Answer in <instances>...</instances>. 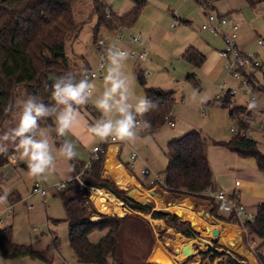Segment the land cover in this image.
<instances>
[{
  "label": "trees",
  "instance_id": "16d2710c",
  "mask_svg": "<svg viewBox=\"0 0 264 264\" xmlns=\"http://www.w3.org/2000/svg\"><path fill=\"white\" fill-rule=\"evenodd\" d=\"M80 0H0V130L3 124L13 115L6 109L15 103L23 90L25 97L35 96L45 104L54 103L51 100V84L48 76H63L65 81L73 74V79L79 81L84 73H89L88 65L81 63L77 68L67 54V47L75 41L81 33L83 24L75 19L74 6ZM134 8L127 14L119 16L106 4V0H92L93 13L97 24L94 28V40L97 39L101 28L114 30L116 27L133 28L147 4V0H131ZM200 3V0H196ZM258 0H247L251 7L257 5ZM109 16V17H108ZM182 60L196 69H200L207 61V57L197 49L190 47L181 56ZM252 77V79H251ZM253 92L264 95V85H257L254 75H250ZM136 79L144 88L145 96L154 101L157 107L137 116V122L144 127L147 121L150 127L144 128L147 133H154L171 119V112L177 104L175 92H163L158 88L148 87L146 77L138 69ZM187 80L197 84L196 75L190 74ZM234 96L226 94L222 101V108L227 109L231 119L238 125L239 131L251 130L250 121L255 113L248 108L236 106ZM218 102V101H217ZM90 114L99 119L100 114L95 108L84 105ZM53 118L47 122L52 123ZM43 125V122H41ZM44 126V125H43ZM54 140L58 148L64 138ZM215 145L224 147L238 155L240 159L253 160L256 168L264 172V153L258 148L254 139L234 135L229 141L216 142ZM11 152L0 156V168L9 162ZM166 157L168 165L164 171L165 181L160 188L176 199H194L209 202L210 215L216 221L227 224H240L236 215L224 216L218 209L215 200L205 194L212 188L213 175L209 160L205 153V140L200 132L191 131L177 140L169 142ZM106 156L99 154L97 160L91 161L89 170H85L86 163L77 158L69 161L81 182L73 180L58 195L63 202L66 219L69 225V241L79 264H128L124 261L120 249L122 233L130 228H136L140 218H129V214L122 220L101 215L90 204L87 187L106 190L115 195L118 200L125 202L134 213L149 215L154 220L164 221L175 233L187 239L194 240L197 233L189 222L177 218L170 212L155 211L151 200L147 202L132 201L128 193L121 190L115 182L104 175ZM27 167L26 165H24ZM16 195V194H14ZM12 197V203L19 201ZM137 197V196H136ZM101 215L99 221H92L93 216ZM118 217L119 216H115ZM138 217V216H137ZM55 224L61 221H53ZM246 248L254 255L259 264H264V203L260 204L254 220L241 225ZM108 230L107 234L98 242L92 243L89 236L96 231ZM201 235L202 230H197ZM260 240V244L251 251L249 242ZM59 250L58 238L43 251H36L32 246L17 245L13 242L11 227L0 231V256L3 259L16 260L31 258L45 263H53V253ZM200 255L213 259H223V264H249L248 260L227 248L215 243L213 247L201 251ZM138 256L131 264L142 263L146 260ZM192 259L189 261L191 262Z\"/></svg>",
  "mask_w": 264,
  "mask_h": 264
},
{
  "label": "rangeland",
  "instance_id": "374dc122",
  "mask_svg": "<svg viewBox=\"0 0 264 264\" xmlns=\"http://www.w3.org/2000/svg\"><path fill=\"white\" fill-rule=\"evenodd\" d=\"M200 3L204 6L195 3V1L147 0V4L139 21L149 20V22H147L148 24H150V21L154 22L152 29L147 35L143 36L149 46L151 58L148 59L149 62L147 65L142 62L137 63V61L130 62L128 60L127 63H125L124 70L131 80L132 88L136 96H145V91L136 79V71L135 68H133L135 64L140 65L143 70L145 69L148 87L151 88L155 86L161 88L163 92H175L176 94L177 106L174 113L175 122L173 121L176 123V128H171L168 124H165L154 136L159 149L164 153L167 152V146L172 138L177 137L175 140L180 139L187 134L185 133L187 131L200 132L208 142L225 141L233 137L231 128H236V122L230 119L228 110L223 109L221 104L217 102L220 96L221 86H224L226 90L236 91V96H234L233 99V103L236 106L248 108V104L253 101L252 98L254 97L257 105L255 109H257L260 117L263 119L262 121L259 120V127H264V95L259 92H253L252 86L249 89L253 93H250L246 87L242 86V79L236 80L228 74L225 70L224 60L218 56V52L225 49L222 38L201 30L207 20V15L210 13H219V15L226 16L229 20L238 24L240 26L237 41L239 49L245 55L254 57L261 66V69L250 67L246 77L248 81L251 82L249 76L253 74L257 85H264V48L260 47L258 44L260 41L264 42V0H258L255 7H251L247 0H209V2L200 0ZM106 4L111 7L114 13L121 16L127 14L134 8V3L131 0H106ZM211 5L215 7V10L211 9ZM74 14L76 21L82 23L83 27L78 38L67 47V54L72 61V65L75 63L76 67L80 68L83 59L87 58L93 49L96 16L93 13L92 0H80L77 2L74 6ZM226 31H229V28H227ZM187 37L188 39H193L191 45H194L195 48L207 57L206 63L200 69L194 68L189 63L183 61L180 56L171 53L172 40L177 39L182 41ZM123 49L129 51L133 48L131 49V47L123 46ZM214 52H216L217 55H214ZM190 74L196 75L198 85L187 80ZM96 87L99 91L94 94L93 100L96 98V95H99V93L103 91V82H98ZM18 99H26L23 90H21ZM13 117L10 119L11 121ZM8 121L3 124L1 130ZM1 130L0 134L2 133ZM256 140L260 143L258 148L264 153V139L258 135ZM99 144L100 143H97V145ZM125 152L126 150H124V153ZM140 158L141 159L137 162L136 171L142 166V168H146L152 173L158 174L160 177L159 180L162 182L165 181V166L159 160V158H161L160 154L159 156L154 154L153 150L147 147L143 149ZM144 162L148 163L147 167ZM1 168L3 169L1 171L4 172V175L9 174V177L11 173L14 172L9 162ZM1 176L0 173V182L2 183H0V185L4 190L10 189L13 184H15V187L17 185L21 187L18 182L21 180V177H14L11 183L7 184L5 182L3 183ZM153 178L154 175L152 174L149 177H142L143 181L147 183ZM27 187L26 185L22 187L23 193ZM155 194L161 196L164 200L161 202L157 200L156 202L151 195L148 196V199L153 203L155 211H168L172 214L171 207L174 208L180 207L183 204H190L194 207V211L198 212L205 210V207L210 205L209 202H200L194 199H176L175 197H171L168 193H165L160 187L156 189ZM93 195H89V201L92 199L94 202ZM135 201L147 202V199L139 200L136 197ZM122 202L126 205L124 201ZM32 203L35 206V210L33 211L29 210L24 204H21L17 208L13 227L14 243L32 246L36 251H43L52 245L53 236L52 233H49L51 230L54 231L59 244V250L53 253L54 258L51 264H79L70 245L69 225L67 222L63 221L66 219V212L60 197L51 195L46 204H44L40 198H34ZM98 209L96 208L99 212ZM249 211L254 215L256 213L254 209ZM105 214L107 216L110 215L108 217L113 216L111 213ZM119 215L122 216V211L119 212ZM131 215L133 216L129 218H140L141 222H139L135 229L130 228L122 233V246L120 252L125 258L124 261L126 263L131 264L135 262L134 260H136L138 256H142L139 260L146 258L142 263H147V260L159 254V251L172 257L176 264L224 263L225 258L213 259L211 255L207 257L201 256L199 252L200 246L197 244L195 245L196 247H194L193 257L186 261H178V258L174 256V251L184 248V245H186L190 239L175 233L164 221L165 226H162L160 223L154 222L149 215H142L134 213L133 211ZM47 217L58 219L61 223L57 226L53 224L50 225L47 221ZM203 218L207 221L210 220L215 222L211 217V219H207L206 217ZM182 220L186 221L189 219L184 218ZM194 222L196 223V221ZM5 224L7 225V223ZM209 224L208 222L207 225ZM201 227L203 226L201 225ZM201 227L198 222L193 226V229L198 235L200 234L197 228ZM107 232L108 230L96 231L89 236V239L92 243H98ZM211 237H213V235H211ZM197 241V239L193 240V242ZM249 243L252 245L251 239ZM230 247L235 251L233 246L230 245ZM201 249H203V251L207 250L203 246H201ZM262 252L264 254V248ZM190 259H192L191 262L189 261ZM0 264L49 263L31 258H24L23 260L0 259Z\"/></svg>",
  "mask_w": 264,
  "mask_h": 264
},
{
  "label": "crops",
  "instance_id": "0c3cea01",
  "mask_svg": "<svg viewBox=\"0 0 264 264\" xmlns=\"http://www.w3.org/2000/svg\"><path fill=\"white\" fill-rule=\"evenodd\" d=\"M194 1H195V3H198L199 5H202L201 3L197 2L196 0H194ZM206 1L209 2V0H206ZM183 2H188V1H183ZM202 6H204V5H202ZM211 9L215 10V7L213 5H211ZM218 15H219V13H218ZM119 16H121V15H119ZM147 22H149V20L141 21V22L138 21L137 24L133 28H129V29L136 32V33L141 34L142 36H145L148 34V32L152 29V27L154 25L153 21H150V24H148ZM231 22H233V21H231ZM96 24H97V20H96ZM96 24H95V26H96ZM114 30L112 31V30L101 28L97 39L94 40V37H93L92 52L90 53V55L87 58L83 59V61H82V63H85V66L88 65V67H89L88 71L89 72H91L97 68V64L99 61L98 41L99 40H105L106 43L112 42L114 39V36H115ZM192 40L193 39H188V37L182 41H179L177 39H173L172 44H171V46H172L171 53L181 57L183 55V53L188 48H190V47L195 48L194 45H191ZM123 46L131 47V49L133 48L137 52H141V48H139L138 46H134V45H130V44H126ZM195 49H197V48H195ZM148 51H149V46H148ZM199 52L202 53L201 51H199ZM216 52H214V55H217ZM149 58H151L150 53L148 54V57L146 59H144V60L139 59L136 61H137V63L142 62L143 64L147 65V63L149 62L148 61ZM128 61L131 62L132 60L128 59ZM125 63H127V61ZM133 68H135L136 73H137L138 69L142 70V72L144 73V76L147 77L146 76L147 73L144 71L145 69L143 70V68L140 65L135 64V67L133 66ZM104 75H106V69L104 71ZM104 75H103V77H104ZM98 82L102 83L103 78L94 81V83H96V84ZM152 87L158 88L155 86H152ZM158 89L162 90L161 88H158ZM255 101H256V99H255ZM87 105H89L90 108H95L94 104L92 102H90ZM176 106H177V104H176ZM176 106L173 108V110L171 112V120L174 122H175L174 113H175ZM251 111L255 113V117L250 121L251 129L255 132L252 139H254L258 143V146H260V143L258 140H256V138L259 135L260 137H262V139H264V131H263L264 127L263 128L259 127V120L262 121L263 119H262V117H260V114L258 113L257 109H252ZM80 112H81V124H80V126L74 129V134L70 133L67 137H63V138L72 141L76 145V152L78 153L76 158L80 162L87 164L95 156V154L93 153V147L97 146V143H100L99 141L93 140L90 137V134L87 131V125L93 124L97 119H95L90 114L89 110H87L86 107H84V106H80ZM99 114L101 117L100 112H99ZM229 117H230V115H229ZM230 119H231V117H230ZM15 123H16V119H15V117H13L12 121L10 120L5 124V126L3 127L1 132L3 133L9 127H14ZM166 124H168V123H166ZM41 126H43L42 123H41ZM162 127L160 129H158L156 132L150 134V133H147L145 131L142 124L138 125L139 139L137 140L135 145H131L128 143H122V142H118L117 144H113V145H111L109 151L116 150L118 152V155L116 157L113 155H108L106 157V160H105L104 175L106 177H109L110 179H112L120 189H123V190L128 191V192L136 189L138 191V194L136 196L139 200L140 199H142V200L147 199V201H149L148 196L151 195L152 198H154L156 202H157V200H159L160 202L164 201L161 196H158L155 194L156 189L158 187H160L159 184L163 183L161 180H159L160 177L158 176V174H154L149 170L150 174L146 175L143 172L145 170H148V169L142 168V166H140V169H138V171H136L137 170V162L141 159L140 154L143 153V149L147 148V147L150 150H153L154 154H156L158 156L160 154L161 158H159V160L165 166L164 167V171H165V169L168 165V159L166 157V153L161 152V150L159 149V147H158V145L154 139V136L162 129ZM235 127H236V129H239L238 125ZM171 128H176V123H175V126L171 127ZM188 132H190V131H187L185 133H188ZM182 135H180V136H182ZM234 135L235 134H233V136ZM175 138H177V137H175ZM175 138H172L169 142H171L172 140H175ZM231 139H229V140H231ZM204 140H205V153H206V156H207L209 163H210V167H211L212 175H213V183H214L215 187L218 190H222V191L227 192L228 194H231V195L237 194L238 201L242 205L245 206L248 214L255 217L257 214V210H258L259 205L264 203V172L259 171L256 168L253 160L240 159L237 154L230 152L228 149H226L224 147L215 145L216 142H222V141L208 142V140L206 138H204ZM229 140H225V141H229ZM54 149H58V146L56 145L55 140H54ZM124 150H126L125 153H124ZM9 152H11V154H14L15 149L10 146ZM133 153L137 154V158L135 160H132V154ZM147 162H144L146 167L148 166ZM131 164H134L133 168H130ZM9 165L12 167V169L14 171L11 173L10 177L8 176L9 174L4 175V172L1 171L3 169L2 168L0 169V171H1L0 173L2 175L1 179H2L3 183L5 182L7 184H10L11 180L14 179V177H21V180L18 181L20 183L21 187H19V185H17L15 187V184H13V185H11L12 187H10V189L4 190L0 185V196L5 195V193L7 192V201L4 203H0V221H1L0 231L4 230L6 228H9V227H11L13 229L14 224H15V219H16V217H15L16 211H17V208L21 204H24L31 211L35 210V206L32 203V200L34 198H40V200L44 204H46L48 202V198L51 195L54 197L58 196L60 194V192L62 191V190H58L57 188H55V186L63 184V183L67 184L68 182L75 180L76 175H77L69 161L67 163H64L62 161H58L56 171L50 175L49 179L47 181H40L42 186L48 188V194L45 197H42L41 195H33L32 194L34 183L37 180H34L33 178L28 176V174H27L28 168L24 166V165H26L25 162L20 160L18 158V156H16V160H15V162H13L9 156ZM69 169H71V170H69ZM151 174L154 175V178L151 181H155V184H151V181L149 183L144 182L142 179L143 176L149 177V176H151ZM25 175H27V176H25ZM21 182H22V184H21ZM24 185H26L28 187L25 189V192L23 193L22 187ZM11 188H13V189H11ZM104 191H106V190H104ZM107 193L111 194L109 191ZM14 194H16V195H14ZM89 194L93 195L92 193H89ZM111 195H113V194H111ZM14 196H16L15 198L19 199V201H17L16 203H12V200H11V198L12 197L14 198ZM113 197L116 201L118 200L117 198H115L116 197L115 195H113ZM89 202H90V204L94 205L97 209L99 208L98 210H99L101 215H104L106 217L110 216V215L107 216L105 213L102 212L100 207H97V206H99L98 202L96 204L95 200L93 202L92 199H90ZM120 202L122 204V206H121L122 210L120 209L122 211V216L119 218L114 217L117 220H122L124 218L125 213L131 214V212H132V210L130 208H128L126 205H124V203L121 200H120ZM184 205H186V204H183L180 207H174V208H180L185 213L187 211V213H189V215L195 217V219L197 220L200 227H201V225L203 226L201 228H197V230L203 231L202 235L200 233H199L200 235L197 234L198 237L196 239L198 241L195 242L197 245L200 246L199 252L203 251V249H201V246H203V247H205V249H207L209 247H213V245L215 243H217L220 246L227 248L229 251H232L238 255L245 257L248 260L249 264H259L257 262L256 258L254 257V255L246 248V246L244 244L243 229H242L241 225L244 224L249 219L246 218V220H244V221H241L240 219H238L240 224H227V223H223V222L216 221V220H215V222H212L210 220L207 221L203 217H206L207 219H211V218L214 219L210 215L211 205H209L208 207H205L206 208L205 210H201L198 212L194 211V207L192 210H186L183 208ZM159 208H162V207H159ZM172 208L173 207H171V211H172ZM252 208L256 212L255 215L251 214L249 211V210H253ZM7 209H11V212H8ZM120 210H119V212H120ZM101 215L93 216L92 221L101 220L102 219ZM223 215L228 216L229 214H223ZM112 217L113 216H111L110 218H112ZM185 218H188V217H185ZM182 219H184V218H182ZM57 220L58 219L47 217V221L50 223V225L53 224V225L57 226L59 223L55 224L53 222V221H57ZM11 221H13V222H11ZM187 221L188 220H186V222ZM4 222L7 223V225ZM154 222L160 223V225L165 226V224L162 220H154ZM208 222L210 223L209 225H207ZM4 224H5V226H4ZM207 228H210L212 231L213 230L218 231L219 235L211 237V235H214V233L207 232ZM49 233H52V236H53L52 239L53 240L55 238H57L54 231L50 230ZM231 238H233V239H231ZM13 242H14V240H13ZM15 244L18 245V243H15ZM52 244H53V241H52ZM232 244H234V245H232ZM259 244H260V240H258V239L252 240V245L249 243V247H250L251 251L253 252V250ZM230 245L233 246V248L236 252L232 250ZM253 245H255V246H253ZM194 247H196V246H194ZM0 259L1 260H8V259H3L1 256H0ZM171 259L174 261V264H176L175 260L172 257H171ZM16 260H19V259H16ZM20 260H23V259H20Z\"/></svg>",
  "mask_w": 264,
  "mask_h": 264
},
{
  "label": "clouds",
  "instance_id": "9594fccd",
  "mask_svg": "<svg viewBox=\"0 0 264 264\" xmlns=\"http://www.w3.org/2000/svg\"><path fill=\"white\" fill-rule=\"evenodd\" d=\"M130 53L115 46L106 50L105 63L100 65L106 69L103 77V91L99 90L89 79L87 73L83 78L73 82L75 74L65 81L63 76L52 77L51 100L45 104L35 96L17 99L6 110L16 119L14 127H9L0 134V155H6L9 147L15 149L16 156L26 163L28 176L37 181H47L56 171L58 161L67 163L77 157L76 145L64 139L58 149H54V137L60 139L74 134V129L81 124L80 106L92 102L101 113V117L93 124L87 125V131L93 140L99 142L119 141L135 145L139 139L137 116L153 110L157 104L146 96H136L131 80L125 72V62ZM257 107L255 100L248 104L250 110ZM53 118L52 123L47 122ZM43 122L44 126H41ZM150 127L145 121L144 128ZM71 170V169H69ZM63 188L64 185H57ZM7 201V192L0 196V203ZM222 210H228L223 208ZM11 212V209H7Z\"/></svg>",
  "mask_w": 264,
  "mask_h": 264
},
{
  "label": "built area",
  "instance_id": "2783aa9c",
  "mask_svg": "<svg viewBox=\"0 0 264 264\" xmlns=\"http://www.w3.org/2000/svg\"><path fill=\"white\" fill-rule=\"evenodd\" d=\"M183 1H194V0H183ZM109 17V16H108ZM229 28V31H226V29ZM202 31L209 32L213 34L214 36L221 37L223 40V43L225 45V49L218 52L219 57L224 60L225 62V70L228 72L230 76H232L236 80H243L242 86L246 87L250 93L251 90L249 89L251 87V83L248 81L246 74L248 73V69L250 67L255 69H260V64L256 61L254 57L245 55L238 47L237 41H238V33L240 30V26L234 22H231L226 16H221L218 14L210 13L207 15V20L205 24L201 28ZM115 36L112 42L106 43L105 40H99L98 41V53H99V61L97 64V68L89 73V79L92 80L93 74L95 79L92 80V82L103 78L105 69H101L100 65L102 63H105V57H106V50L110 46H115L121 50L123 49V45L130 44L134 46H138L141 48V52H137L135 49L129 50L130 53L129 60L136 61V60H144L148 57L149 51H148V44L146 39L139 33H136L129 28H125L123 26L116 27L114 30ZM259 46L264 48V42L260 41ZM127 51V50H126ZM147 75V74H146ZM230 93V95L235 96L236 91L233 90H226L224 86L220 87V96L218 99V103L222 106L223 97ZM252 100H255L253 97ZM167 123L174 127L175 123L167 118ZM138 125H141L138 122ZM264 131V129H263ZM231 132L235 135L240 134L243 137H247L249 139L253 138L255 132L251 129L249 131H242L240 132L239 129L231 128ZM119 141L113 142H100L99 145L95 146L93 148V153L95 156L91 159V161L97 160L99 154H104L106 157L108 156L109 149L111 145L117 144ZM14 156V154H11L10 157ZM137 158V154H132V160H135ZM16 157L12 159L13 162H15ZM91 161L87 163L85 170H89L91 167ZM134 164L130 165V168H133ZM146 175L150 174L149 170H145L143 172ZM75 180L81 182L80 175H76ZM151 184H155V181H151ZM64 187L57 188L58 190H63L66 188V183H63ZM87 190L89 193L93 194V190H99L92 187H87ZM103 191V190H99ZM33 195H41L42 197H45L48 194V188L42 186L40 181H36L33 186L32 190ZM205 194L209 196L210 198L214 199L216 202V205L218 206V209L223 214H234L240 219L241 221H244L249 219L250 221L254 220V216L248 214L246 208L244 205H242L238 201L237 194L231 195L227 192H224L222 190H213L212 188H209ZM223 208H226L228 210H222ZM128 213L124 214V217L127 216ZM1 223V221H0ZM244 223V222H243Z\"/></svg>",
  "mask_w": 264,
  "mask_h": 264
},
{
  "label": "water",
  "instance_id": "95a60500",
  "mask_svg": "<svg viewBox=\"0 0 264 264\" xmlns=\"http://www.w3.org/2000/svg\"><path fill=\"white\" fill-rule=\"evenodd\" d=\"M52 77L54 76H48V79L50 82H53ZM108 155H113V156H117L118 152L116 150H111L109 151ZM138 194V191L136 189L130 191L128 193V198L132 201H135V197ZM184 209L186 210H192L193 206L186 204L183 206ZM172 214L174 216H176L179 219L184 218L183 217V212L180 208H173L172 209ZM189 220L187 222H189L191 224V226L193 227L194 225H196V223L194 222L195 217L194 216H190L188 218ZM195 242H193V240L188 241V243L184 246V248L182 249H176L174 251V256L176 258H178V261H186L189 258L194 256V246H195ZM168 259L170 260V257L167 254H157L156 256H153L149 259L148 264H168Z\"/></svg>",
  "mask_w": 264,
  "mask_h": 264
},
{
  "label": "bare ground",
  "instance_id": "6f19581e",
  "mask_svg": "<svg viewBox=\"0 0 264 264\" xmlns=\"http://www.w3.org/2000/svg\"><path fill=\"white\" fill-rule=\"evenodd\" d=\"M107 192L108 191H104V190L103 191L93 190V194H94L93 197H94L95 202L96 203L98 202V204H99L98 207H100L102 212L107 213V214L111 213L113 215V217H115V216L121 217L119 215V211H116L117 209L121 208V206H122L121 202L118 201V200L116 201L114 199L113 195H111V194H109ZM121 210H122V208H121ZM182 212H183V217L184 218L185 217L189 218L191 216V215L188 216L189 213H187V211H186V213L184 211H182ZM194 221H196V223H197L196 219H194ZM207 232L214 233L213 236H218L219 235L218 231H216V230L212 231L210 228H207ZM231 239H233V238H231ZM161 254H165V253L159 251V255H161ZM168 264H174V261L171 259V257H170V260L168 259Z\"/></svg>",
  "mask_w": 264,
  "mask_h": 264
}]
</instances>
